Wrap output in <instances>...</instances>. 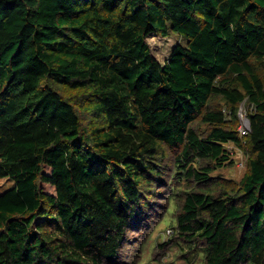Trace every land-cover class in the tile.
I'll return each mask as SVG.
<instances>
[{
    "label": "trees",
    "instance_id": "trees-1",
    "mask_svg": "<svg viewBox=\"0 0 264 264\" xmlns=\"http://www.w3.org/2000/svg\"><path fill=\"white\" fill-rule=\"evenodd\" d=\"M213 97L254 106L234 192ZM153 185L200 264H264V0H0V264H126Z\"/></svg>",
    "mask_w": 264,
    "mask_h": 264
},
{
    "label": "rangeland",
    "instance_id": "rangeland-1",
    "mask_svg": "<svg viewBox=\"0 0 264 264\" xmlns=\"http://www.w3.org/2000/svg\"><path fill=\"white\" fill-rule=\"evenodd\" d=\"M177 41L185 43L182 37L174 34L165 40L159 39V51L166 53L169 47ZM60 91L77 107L83 126L86 127L94 121L90 111H81L83 109L82 106L87 105L84 92L65 87H60ZM209 104L211 109H221L225 114L226 126L234 128L236 131H238L241 123L248 119L249 113L254 108L245 99L236 105L237 111L233 115L230 105L221 97H213ZM194 126L199 133H204L209 128V125L201 120V116L197 117ZM240 138L242 147L237 146L233 142L225 144L230 153V161L210 172L212 177L231 192L239 190L241 187L250 157L248 138ZM166 153L168 158L172 157V152L166 151ZM163 191H165V188L157 187L156 185L150 188L151 195L147 197L150 202L155 204L151 208L145 209L141 221L137 219L139 221L137 223L138 226L133 232L128 234L125 244L119 251L120 261H124L126 264L201 263L200 255L198 256L191 252L186 245H181L183 246V249H181V246L176 242L175 236L172 235V227L175 225V220L172 216L173 212H166L164 215V212L162 213L164 207L168 205L164 197L165 193L162 194Z\"/></svg>",
    "mask_w": 264,
    "mask_h": 264
},
{
    "label": "built area",
    "instance_id": "built-area-1",
    "mask_svg": "<svg viewBox=\"0 0 264 264\" xmlns=\"http://www.w3.org/2000/svg\"><path fill=\"white\" fill-rule=\"evenodd\" d=\"M248 119L244 120L238 128V133L241 137L247 136L250 132V123Z\"/></svg>",
    "mask_w": 264,
    "mask_h": 264
}]
</instances>
